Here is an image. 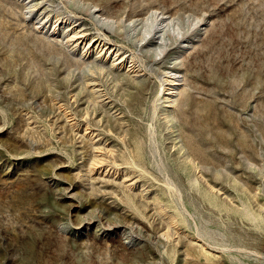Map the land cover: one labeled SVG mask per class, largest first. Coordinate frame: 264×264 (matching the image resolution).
I'll return each instance as SVG.
<instances>
[{
    "label": "rangeland",
    "instance_id": "obj_1",
    "mask_svg": "<svg viewBox=\"0 0 264 264\" xmlns=\"http://www.w3.org/2000/svg\"><path fill=\"white\" fill-rule=\"evenodd\" d=\"M0 264H264V0H0Z\"/></svg>",
    "mask_w": 264,
    "mask_h": 264
},
{
    "label": "bare ground",
    "instance_id": "obj_2",
    "mask_svg": "<svg viewBox=\"0 0 264 264\" xmlns=\"http://www.w3.org/2000/svg\"><path fill=\"white\" fill-rule=\"evenodd\" d=\"M169 24H170V20L168 18L161 17L158 20L157 23L156 22H153V23H151L149 25V30H150V32L154 33V35H155L157 32L164 30L165 27L168 26ZM159 26H161V28ZM83 36H84V33H83L82 30H78V29L77 30L76 29L73 30V38L74 39H80V37H83ZM96 41H97V39L95 41H93L91 43V45L92 46L95 45L96 44ZM99 46H100V43H99ZM104 46H105L106 49H108L107 52H110V51L114 52L115 51V53H116L115 55L119 54V52H120V50H119L120 47L119 48H116L117 45L115 43L113 44V42L111 43L110 46H107L106 43L104 44ZM116 59H117V62L118 63H122L127 58H125L124 55H120L119 58H116ZM166 75H167V77L165 78V81L167 82V84L170 85V87L165 88V90H164L165 91V95H163V96H165L164 97V101L165 102H168L170 104L171 102H173L174 97L179 93V88H180V85L179 84L180 83L177 81L179 75L177 76V72H173V71H167L166 72Z\"/></svg>",
    "mask_w": 264,
    "mask_h": 264
}]
</instances>
